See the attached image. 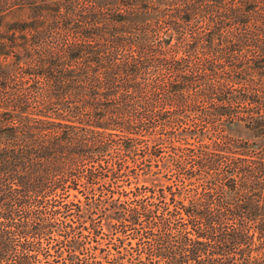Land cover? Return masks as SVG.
I'll return each instance as SVG.
<instances>
[{
	"label": "trees",
	"instance_id": "1",
	"mask_svg": "<svg viewBox=\"0 0 264 264\" xmlns=\"http://www.w3.org/2000/svg\"><path fill=\"white\" fill-rule=\"evenodd\" d=\"M263 41L264 0H0V264H264V145L214 128L264 136Z\"/></svg>",
	"mask_w": 264,
	"mask_h": 264
},
{
	"label": "rangeland",
	"instance_id": "2",
	"mask_svg": "<svg viewBox=\"0 0 264 264\" xmlns=\"http://www.w3.org/2000/svg\"><path fill=\"white\" fill-rule=\"evenodd\" d=\"M173 40L174 39H171L170 42H172ZM200 42L204 43V41H199V43ZM212 43L217 47H222L225 44V42L219 41L216 39H213ZM253 46L254 45H252V44L243 46L242 48L236 49L234 51V54H236L238 57L243 56L242 58H246L249 61H251L252 59H255V57H257L256 55H259L261 58H264V48H261V49L258 48L257 49ZM262 46L264 47V41L262 42ZM246 62H248V61H246ZM260 65L261 66L254 65V67H252V61H251L250 68L245 70V73L249 76L250 81L253 83L255 82V85H264V62H262V64H260ZM244 69H245V67H244ZM234 72L236 73V71H234ZM251 86H254V84H252ZM236 89H237V86H235V88H233V91H236ZM195 108H198V106H196ZM214 118L216 119V123H215L216 125L214 126V128H215V131H217L218 133L220 132L223 134H227L229 137L237 138V139H241V140H245V141H254L257 145H264V136L262 137L259 134V132H257L256 129L248 128V127L244 126L243 124H241L237 120L233 121L231 124H223L224 126H222L221 122H222L223 116L222 115H216ZM225 119H227V118H225ZM223 127H224V130H222ZM171 140H172V138H168V139H165L164 141L160 142L162 155H165L167 153L168 145L170 144ZM157 162L159 163V161H157ZM151 168L153 170H155V172H152L150 174L149 173H146V174L139 173V175L137 176V180L135 177H132L129 175L127 180L123 181V185H121L120 187H123L125 190H127L129 188V186L134 184L135 182H138L142 186L145 185L147 187H153V186H157L160 184L169 185V184H173L175 182L174 179H176V178H175L172 170L164 171L162 168H159V170H158L157 166H153ZM70 191L72 192L71 197L73 196V194H75V197L79 198L80 205L82 206V210H84V207H85L84 201L85 200L83 199V195L81 193L75 191V190H70ZM92 217H94V219L100 223L102 230L104 232H109V228H110L109 225L113 221H115L114 217H112V214L110 213L109 210H105L104 212H101L99 214V216L92 215ZM86 221H88V220H86ZM100 240H101L102 244H104V241H106L103 238Z\"/></svg>",
	"mask_w": 264,
	"mask_h": 264
}]
</instances>
